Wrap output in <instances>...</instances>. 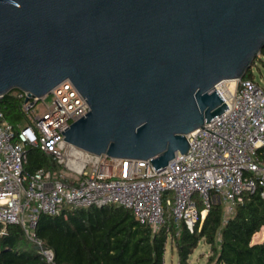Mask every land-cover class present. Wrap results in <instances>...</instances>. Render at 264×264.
<instances>
[{"label": "water", "instance_id": "water-1", "mask_svg": "<svg viewBox=\"0 0 264 264\" xmlns=\"http://www.w3.org/2000/svg\"><path fill=\"white\" fill-rule=\"evenodd\" d=\"M263 48L264 0H0V98L68 80L89 110L66 143L161 171Z\"/></svg>", "mask_w": 264, "mask_h": 264}, {"label": "built area", "instance_id": "built-area-1", "mask_svg": "<svg viewBox=\"0 0 264 264\" xmlns=\"http://www.w3.org/2000/svg\"><path fill=\"white\" fill-rule=\"evenodd\" d=\"M223 87L221 82L215 90L227 109L188 133L186 154L175 153L161 171L150 160L93 155L66 143L61 132L89 110L68 80L48 93L53 101L42 112L35 106L46 95L29 98L20 91L29 122L14 131L0 111V234L18 225L55 264L52 251L35 236L41 214L113 205L130 210L152 232L171 218L178 236L182 225L189 232L200 228L214 203L223 205L225 223L244 194L257 192L264 199V89L249 79H241L238 89L235 81L228 93ZM28 148L46 154L55 169L25 174ZM173 242L169 235L167 245Z\"/></svg>", "mask_w": 264, "mask_h": 264}, {"label": "trees", "instance_id": "trees-1", "mask_svg": "<svg viewBox=\"0 0 264 264\" xmlns=\"http://www.w3.org/2000/svg\"><path fill=\"white\" fill-rule=\"evenodd\" d=\"M258 64L264 66V48L242 79L257 83L252 69ZM19 92L12 90L0 98L3 119L14 131L29 122L23 111L24 99L17 97ZM39 168L55 169V164L38 148H28L24 173L29 175ZM223 213V205L214 203L200 228L197 224L189 232L182 225L175 236L171 218L152 232L123 207L66 209L59 215H39L35 236L43 248L52 251L55 264H163L169 235L174 236L177 264H187L200 241L209 251L204 264H264V238L251 242L254 236H264V199L257 192L244 194L225 223ZM0 264L50 263L18 225H8L0 234Z\"/></svg>", "mask_w": 264, "mask_h": 264}, {"label": "rangeland", "instance_id": "rangeland-1", "mask_svg": "<svg viewBox=\"0 0 264 264\" xmlns=\"http://www.w3.org/2000/svg\"><path fill=\"white\" fill-rule=\"evenodd\" d=\"M252 74L254 79L259 84V86H261L264 89V66L262 64H258L257 67L252 69ZM229 85L230 84L228 82L224 83L225 87H229ZM52 101H53V96L51 94H47L45 98L40 99L37 102L35 106V111L36 112L44 111L45 109L51 106ZM259 231L257 233H259ZM263 238L264 236L261 237L258 235L256 236V238L254 236L252 237L251 242H254V240L257 242H261ZM207 252H208L207 246L203 244L202 241H200L197 247L189 255L187 264H204L207 259L204 256V254H206ZM163 264H177L174 246H172L170 249L169 245H166Z\"/></svg>", "mask_w": 264, "mask_h": 264}, {"label": "bare ground", "instance_id": "bare-ground-1", "mask_svg": "<svg viewBox=\"0 0 264 264\" xmlns=\"http://www.w3.org/2000/svg\"><path fill=\"white\" fill-rule=\"evenodd\" d=\"M226 82H228L230 85H229V87H223V91L225 92V93H228L230 90H232V87L234 86V80H228V81H223V83H226Z\"/></svg>", "mask_w": 264, "mask_h": 264}, {"label": "crops", "instance_id": "crops-1", "mask_svg": "<svg viewBox=\"0 0 264 264\" xmlns=\"http://www.w3.org/2000/svg\"><path fill=\"white\" fill-rule=\"evenodd\" d=\"M262 228H263V227H262ZM262 228H261V229H262ZM261 229H260V230H261ZM252 243H258V242L254 240V242H252ZM203 244H204V243H203Z\"/></svg>", "mask_w": 264, "mask_h": 264}]
</instances>
